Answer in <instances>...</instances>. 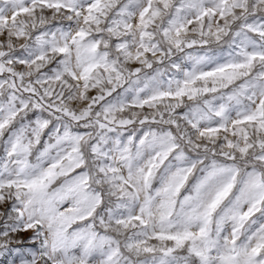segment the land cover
<instances>
[{
    "label": "snow or ice",
    "instance_id": "obj_1",
    "mask_svg": "<svg viewBox=\"0 0 264 264\" xmlns=\"http://www.w3.org/2000/svg\"><path fill=\"white\" fill-rule=\"evenodd\" d=\"M0 264H264V0H0Z\"/></svg>",
    "mask_w": 264,
    "mask_h": 264
}]
</instances>
